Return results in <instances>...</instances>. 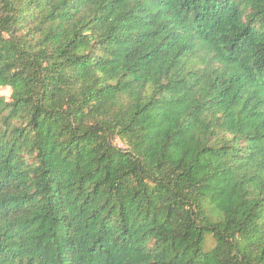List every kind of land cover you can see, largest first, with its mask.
Listing matches in <instances>:
<instances>
[{"label":"trees","instance_id":"obj_1","mask_svg":"<svg viewBox=\"0 0 264 264\" xmlns=\"http://www.w3.org/2000/svg\"><path fill=\"white\" fill-rule=\"evenodd\" d=\"M0 264H264V0H0Z\"/></svg>","mask_w":264,"mask_h":264},{"label":"rangeland","instance_id":"obj_2","mask_svg":"<svg viewBox=\"0 0 264 264\" xmlns=\"http://www.w3.org/2000/svg\"><path fill=\"white\" fill-rule=\"evenodd\" d=\"M0 94L8 95V89L7 88H1L0 89Z\"/></svg>","mask_w":264,"mask_h":264}]
</instances>
